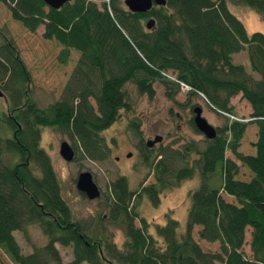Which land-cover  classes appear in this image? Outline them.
<instances>
[{"label":"trees","instance_id":"obj_1","mask_svg":"<svg viewBox=\"0 0 264 264\" xmlns=\"http://www.w3.org/2000/svg\"><path fill=\"white\" fill-rule=\"evenodd\" d=\"M230 1L264 19V0H166L146 13L124 10L119 0H70L59 9L43 0H0L24 28L35 32L42 27V38L61 46L59 62L66 63L71 51L79 53L60 99L40 108L30 91V71L5 30L0 31L5 100L0 105V248L12 264H62L57 245L72 248L67 264H264V33H249L230 11ZM148 18L154 20L150 29L142 24ZM241 51L249 70L234 62ZM174 79L190 86L183 105L191 112L192 99L202 94L219 114H233L230 100L240 93L250 105V118L226 117L229 121L215 127L216 137H204L203 147L190 139L176 148L161 143L149 148L136 131L153 181L144 185V180L135 190L124 175L109 182L107 217L125 234L117 246L105 231L96 234L103 215L97 227L73 220L41 146V130L51 127L70 136L77 160L103 161L110 148L101 132L121 109H129L125 85L133 82L152 100L157 82L176 101L180 87ZM190 124L200 134L193 118ZM249 125L257 132L253 151L245 154L240 146ZM196 175L198 185L187 194L184 230L166 215L165 222L150 223L151 232L138 213L142 199L157 206L165 190ZM34 224L47 240L24 254L14 232L25 236ZM246 229L251 230V258L242 251ZM212 243H218L217 250L203 248Z\"/></svg>","mask_w":264,"mask_h":264},{"label":"rangeland","instance_id":"obj_2","mask_svg":"<svg viewBox=\"0 0 264 264\" xmlns=\"http://www.w3.org/2000/svg\"><path fill=\"white\" fill-rule=\"evenodd\" d=\"M92 1L98 4L102 2V0ZM119 2L118 4L124 10H127L123 0H119ZM228 7L243 22L249 33L253 31L264 33V19L257 12L245 6L235 5L231 1L228 3ZM145 22L143 21L142 24L145 25ZM4 30L13 41L31 73L30 91L37 106L44 108L59 100L69 81L73 69L72 63L79 57V53L71 51L66 63L59 62L58 55L62 49L61 46L57 42L42 38V27H38L35 32L24 28L12 18L8 8L0 3V31L3 32ZM233 58L235 63L243 64L249 70L245 51L236 53ZM154 87L156 95L154 99L150 100L146 95L138 92L133 82L125 85L124 93L127 97L129 109H121L120 117L101 132V136L104 137L105 143L110 148L109 156L103 161L85 158L67 162L59 155V145L62 140H66L72 145L73 139L66 133L51 127H43L41 130V146L51 159L61 194L70 206L73 220L97 227L100 226V216L105 215L103 228L98 227L96 234L105 231L109 236L107 239L110 241L111 238L117 246L123 244L125 234L117 223L107 217L109 216V209L106 204V197L109 192V182L118 175H124L130 189L135 190L139 188L144 180V185L153 181L152 172L150 173L149 167L143 163L139 154L141 142L136 131L142 136L143 143L152 139L155 135H161L163 136L161 144H171L174 148L190 139L197 141L200 147H203L204 144V135L196 132L190 124V119L193 117L190 107L183 105V103H186L187 95L179 91L175 97L176 101H172L165 96L161 84L155 82ZM4 102V98L1 97L0 105ZM191 104L201 106L203 117L214 127L223 126L229 121L226 118L227 115L211 110L201 98L194 97ZM230 105L233 107V114L229 115L236 116L241 120H249L250 105L241 98L240 93L231 98ZM131 122L139 123L137 130L130 125ZM256 132L255 125H249L246 128L240 146L241 152L249 154L253 151L251 143L256 139ZM159 144L157 143L155 147ZM125 153L130 156L125 157ZM226 153L227 157H232L228 151ZM196 157L193 155V158ZM83 170L92 173L94 181L101 190L100 197L95 200L87 199L76 189L75 179L77 174ZM197 185L198 175L183 180L177 186L165 190L157 206L152 205L147 198H143L138 205V213L149 222L150 231L154 233L150 223H154V221L165 222L166 215L176 219L180 224V230H184L189 205L187 194L189 190ZM224 198L227 201H233L231 197L224 196ZM196 230L197 227H194L192 234L197 240ZM250 231V229H246L244 245L242 246V251L247 258H251L249 250ZM89 235L93 236L92 234ZM14 236L24 254L31 252L33 246H42L47 240L39 226L35 224L27 228L25 236L21 231H15ZM203 248L215 251L218 249V243L204 244ZM57 249L62 258V264H67L72 260V248L70 246L57 245ZM0 262L12 264L9 256L1 248ZM81 264L88 263L82 262Z\"/></svg>","mask_w":264,"mask_h":264},{"label":"water","instance_id":"obj_3","mask_svg":"<svg viewBox=\"0 0 264 264\" xmlns=\"http://www.w3.org/2000/svg\"><path fill=\"white\" fill-rule=\"evenodd\" d=\"M44 3L52 8V9H59L64 4L69 2L70 0H43ZM124 4L130 12L134 13H146L148 12L152 5L157 6H165L166 0H124ZM154 23L153 19H150L146 23V28L150 29ZM4 94L0 88V97H3ZM193 122L196 129L204 135L207 139H213L216 137L217 132L216 128L210 124L206 118L202 115V108L199 105H196L193 109ZM162 136L156 135L153 139H149L146 142L148 147H151L155 143L161 142ZM59 155L67 162H71L75 158V150L71 146V144L66 141L62 140L59 145ZM75 186L79 192L84 194V196L89 200H95L100 197L101 190L97 183L93 179V175L88 170H83L78 173L76 177Z\"/></svg>","mask_w":264,"mask_h":264},{"label":"built area","instance_id":"obj_4","mask_svg":"<svg viewBox=\"0 0 264 264\" xmlns=\"http://www.w3.org/2000/svg\"><path fill=\"white\" fill-rule=\"evenodd\" d=\"M174 80L179 84L180 91L182 93L186 94L190 90V86L188 84H186L185 82L179 81V80H176V79H174ZM200 96L204 99V96L202 94ZM223 114L227 115L232 120H241V119H238L236 116L229 115L228 113H223Z\"/></svg>","mask_w":264,"mask_h":264},{"label":"flooded vegetation","instance_id":"obj_5","mask_svg":"<svg viewBox=\"0 0 264 264\" xmlns=\"http://www.w3.org/2000/svg\"><path fill=\"white\" fill-rule=\"evenodd\" d=\"M198 105V104H197ZM202 108V107H201ZM192 113H193V108H192ZM214 113V112H213ZM217 113V112H216ZM194 116V115H193ZM193 118V117H192ZM154 138V137H153ZM152 138V139H153ZM147 142V141H146ZM146 142H145V144H146ZM159 143H161V142H158V144ZM157 145V143H155L154 145H152L151 147H149V148H155V146ZM72 147H73V144L71 145ZM147 146V145H146ZM139 154H140V149H139ZM130 155L128 154V153H125V157H129ZM117 158H119V157H117ZM74 159H76V151H75V158ZM72 162V161H71ZM78 175V174H77ZM75 182H76V179H75ZM151 203V202H150ZM103 217H106L105 215H103ZM0 264H1V262H0Z\"/></svg>","mask_w":264,"mask_h":264},{"label":"bare ground","instance_id":"obj_6","mask_svg":"<svg viewBox=\"0 0 264 264\" xmlns=\"http://www.w3.org/2000/svg\"><path fill=\"white\" fill-rule=\"evenodd\" d=\"M43 2H44V1H43ZM123 3H124V0H123ZM46 6H47V5H46ZM153 6H157V5H152V7H153ZM152 7H151V8H152ZM150 19H153V18H148L147 21H146V23H147ZM146 23H145V26H146ZM1 90H2V89H1ZM2 92H3V91H2ZM200 95H201V94H200ZM0 98H1V97H0ZM193 109H194V107H193ZM155 136H156V135H155ZM155 136H154V137H155ZM158 136H159V135H158ZM160 136H161V135H160ZM162 138H163V137H162ZM76 189H77V188H76Z\"/></svg>","mask_w":264,"mask_h":264},{"label":"clouds","instance_id":"obj_7","mask_svg":"<svg viewBox=\"0 0 264 264\" xmlns=\"http://www.w3.org/2000/svg\"><path fill=\"white\" fill-rule=\"evenodd\" d=\"M180 91V90H179ZM185 94V93H183ZM203 101H205V99L202 98ZM209 107V106H208ZM211 110L215 111L214 109H212L211 107H209ZM216 112V111H215Z\"/></svg>","mask_w":264,"mask_h":264}]
</instances>
